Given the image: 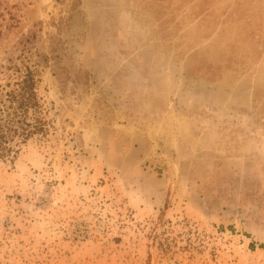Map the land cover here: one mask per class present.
Returning <instances> with one entry per match:
<instances>
[{"label":"rangeland","instance_id":"1","mask_svg":"<svg viewBox=\"0 0 264 264\" xmlns=\"http://www.w3.org/2000/svg\"><path fill=\"white\" fill-rule=\"evenodd\" d=\"M24 60L0 264H264V0H0V85Z\"/></svg>","mask_w":264,"mask_h":264},{"label":"trees","instance_id":"2","mask_svg":"<svg viewBox=\"0 0 264 264\" xmlns=\"http://www.w3.org/2000/svg\"><path fill=\"white\" fill-rule=\"evenodd\" d=\"M23 66L7 68L8 82L0 85V156L15 157L36 136H49L48 110L39 91L37 71Z\"/></svg>","mask_w":264,"mask_h":264}]
</instances>
